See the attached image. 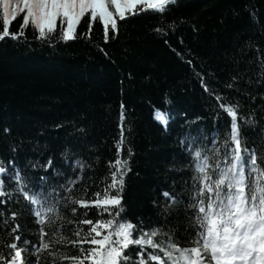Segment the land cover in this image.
<instances>
[{
  "label": "trees",
  "instance_id": "obj_1",
  "mask_svg": "<svg viewBox=\"0 0 264 264\" xmlns=\"http://www.w3.org/2000/svg\"><path fill=\"white\" fill-rule=\"evenodd\" d=\"M90 22V16L82 18L76 38L67 42L61 39L59 22L51 40L37 39L31 25L18 40H0V160L9 172V161L14 160L26 174H32V163L55 157L68 178L82 176L73 196L91 201L99 193L103 199L111 182L109 163L118 158L117 143L123 135L119 158L129 160L131 168L122 193L123 219L148 231L159 222L164 231L174 232L181 247H191L195 228L189 224L194 213L187 210V200L193 158L179 140L191 133L211 149L203 135L214 136L219 126L222 142L230 128L226 114L216 119L222 110L215 96L210 97L201 86L203 79L227 103L239 104V116L254 118V126L242 129L248 146L264 143V84L256 81V64L248 63L256 58L257 49L264 52V0H179L163 15L148 11L129 15L124 21L117 18L118 30H109L107 41L99 21L91 22L89 33ZM21 23L22 17L13 21L10 33H18ZM157 28L167 35L158 34ZM249 42L253 47L237 70L234 61L240 59L241 49L248 51ZM245 70L247 75L239 85L227 88L231 78ZM248 79L253 83L248 84ZM157 110L174 117L167 131L154 118ZM66 149L76 154L73 159L78 157L90 167L83 173L77 170L74 176L63 165L61 154ZM41 175L43 169L35 172L37 180ZM4 180L5 190L12 191L14 181L7 175ZM164 191L183 193L185 199L180 215L167 222L154 205L157 200L163 204ZM26 203L21 198L20 204L10 201L0 209L10 216ZM85 211L78 208L73 216L69 208L64 215L76 222L85 218ZM87 211L93 221L110 218L95 208ZM16 222L20 224L17 234L39 242L35 217L24 212ZM13 226L5 230L0 223V237L7 243L12 242L7 232ZM75 231L76 223L64 222V236L74 239ZM59 248L68 257L61 264H72L71 257L81 255L78 245ZM4 252L10 256L7 249ZM138 253V248L128 253L137 264Z\"/></svg>",
  "mask_w": 264,
  "mask_h": 264
},
{
  "label": "snow or ice",
  "instance_id": "obj_2",
  "mask_svg": "<svg viewBox=\"0 0 264 264\" xmlns=\"http://www.w3.org/2000/svg\"><path fill=\"white\" fill-rule=\"evenodd\" d=\"M178 3L179 0H0V40L6 37L20 39L29 25L37 31V39L51 40L59 22L61 39L67 42L76 38V29L82 18L90 16L91 22L99 21L103 25L107 41L109 30L113 33L118 30L117 18L124 21L129 15L148 11L163 15L169 6ZM18 17H22L19 32L10 33V26ZM155 31L167 35L161 28ZM252 47L249 42L247 52L240 50V59L234 61L237 70ZM248 63L256 64V81L264 84V52L257 49L256 58ZM246 75L247 70L238 71L227 88L239 85ZM247 83L252 84L253 80L248 79ZM201 86L219 103L222 111L216 113V119L219 121L220 116L226 114L230 118V128L222 142L219 126L214 129V136L203 135V140L212 144L211 149L201 143L200 136L191 133L179 140L181 148L193 158L194 175L187 200V210L194 213L189 224L190 228H195L193 246L181 247L174 232L164 231L159 222L148 231L123 219L126 209L122 205V193L125 177L131 168L129 160L119 158L123 144L121 135L117 143L118 158L109 163L111 182L107 184L103 199L99 198V193L91 201L73 196L76 184L82 180V176H75V173L77 170L83 173L90 165L78 157L73 159L76 154L71 149H66L61 156L64 167L71 168L75 178H68L61 171L55 157L32 163V174H26L14 160L9 161V172L4 161L0 160V205L7 206L10 201L20 204L21 198L27 202L20 210L12 211L10 216L0 209V223L4 229L14 224L7 232L12 236L11 243L0 237V264H61L68 257L59 246L67 244L78 245L81 253L79 258L71 257L72 264H137L128 254L133 248L139 249L138 264H146V249H152L148 260L154 264H264V143L257 147L254 142L250 148L242 129L254 126V118L239 116V104L227 103L225 97L203 79ZM154 118L165 126L166 131L170 120L174 119L170 113L161 110L154 113ZM5 132L10 133V129ZM261 135L264 136V130ZM128 155H132L130 150ZM39 169H43L44 175L37 180L35 172ZM5 175L14 181L12 191L5 190ZM61 179L64 182H60ZM161 195L164 198L162 205L159 200L154 201L160 209L158 215L166 222L174 215L178 217L180 206L185 204L184 194L164 191ZM69 208L73 216L77 215L78 208L85 209V218L76 222L67 220L64 213ZM89 208H95L99 215L107 214L110 218L88 219ZM24 212L35 217V223L39 225L38 243L17 234L20 224L16 221ZM65 221L67 224L76 223L74 239L63 235ZM139 223H144L143 218ZM82 225L88 226L87 231ZM21 241L22 247L19 246ZM4 249L10 256L5 255Z\"/></svg>",
  "mask_w": 264,
  "mask_h": 264
},
{
  "label": "rangeland",
  "instance_id": "obj_3",
  "mask_svg": "<svg viewBox=\"0 0 264 264\" xmlns=\"http://www.w3.org/2000/svg\"><path fill=\"white\" fill-rule=\"evenodd\" d=\"M146 257L148 258V253H146Z\"/></svg>",
  "mask_w": 264,
  "mask_h": 264
}]
</instances>
